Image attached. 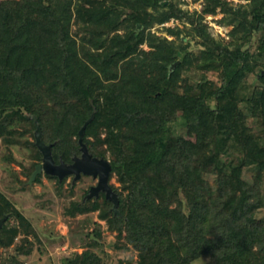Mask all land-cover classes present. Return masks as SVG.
<instances>
[{
	"label": "trees",
	"instance_id": "1",
	"mask_svg": "<svg viewBox=\"0 0 264 264\" xmlns=\"http://www.w3.org/2000/svg\"><path fill=\"white\" fill-rule=\"evenodd\" d=\"M227 4L209 0L203 11L228 13L236 40L260 32L256 52L222 43L201 23L191 31L203 45L196 55L182 41L137 30L178 15L162 0H0V137L14 143L16 133H31L27 144L40 159L34 114L55 161L69 162L94 110L82 140L93 155H108L119 182L110 183L119 212L103 194L72 200L65 212L97 209L124 240L115 247L131 245L136 256L104 263L84 249L67 264H264V232L249 227L264 206V0L244 9ZM145 41L148 50L140 48ZM190 66L202 71L198 84L184 74ZM207 70L218 80L205 79ZM255 70L259 82L248 85ZM178 119L193 138L176 133ZM244 167L254 170L251 180ZM4 214L0 228L23 218L0 192ZM9 258L0 264L16 262Z\"/></svg>",
	"mask_w": 264,
	"mask_h": 264
},
{
	"label": "rangeland",
	"instance_id": "2",
	"mask_svg": "<svg viewBox=\"0 0 264 264\" xmlns=\"http://www.w3.org/2000/svg\"><path fill=\"white\" fill-rule=\"evenodd\" d=\"M228 6L241 9L248 8L250 0H224ZM173 3L178 15L170 16L162 22L154 21L147 27H141L145 34L165 36L173 40L175 44L182 41L192 54H199L203 48L201 38L191 31L196 23H201L213 38L228 43L231 47L234 42L242 45L251 52L257 51L260 32H253L245 39L237 40L230 34L233 24L229 21V15L224 10L217 8L215 12H204L203 8L209 0H162L163 4ZM151 11L153 9L150 8ZM178 10L181 12L179 13ZM240 16L245 17L244 12ZM192 19V20H191ZM76 25H73V29ZM168 27L181 29L180 36L168 32ZM190 31L191 33H187ZM140 48L150 49L147 42H142ZM264 58L260 60L263 61ZM261 64L256 68L259 69ZM256 70L246 76L248 85L259 82ZM202 71L190 66L184 74L189 76L191 83H196ZM206 78L218 80V71L207 70ZM198 84V82H197ZM199 86V85H198ZM248 123L256 128L252 117ZM175 131L187 138H193L188 123H181L180 119L175 122ZM14 143H5L0 137V192H2L20 211L23 218H19L11 226L0 228L1 236L12 237L11 242H0V260H6L11 255L16 258L9 264H67V256L84 249H90L102 257L104 263H115L119 258L136 256V251L131 245L127 248H117V243L123 242V238L116 236V230H111L104 218L98 216V210H92L74 215L65 212L66 207L72 200L85 201L87 186L93 183V178L82 176L71 183L72 177L66 176L58 180L55 176L39 173V179L28 183L26 168L32 162L39 163L32 155L33 150L27 144L33 139L29 132L16 133ZM108 155H107V157ZM255 172L252 167H244L242 176L251 180ZM202 181H212V175L205 174ZM109 183L119 186L115 176L109 177ZM111 207V206H110ZM251 230L258 233L264 232V206L256 209L250 225ZM93 230L99 232L96 237L97 243L91 242L94 237ZM10 259V258H9Z\"/></svg>",
	"mask_w": 264,
	"mask_h": 264
},
{
	"label": "water",
	"instance_id": "3",
	"mask_svg": "<svg viewBox=\"0 0 264 264\" xmlns=\"http://www.w3.org/2000/svg\"><path fill=\"white\" fill-rule=\"evenodd\" d=\"M141 27V24H137V30ZM179 61L176 59L171 63L170 68L172 69L175 64ZM94 115V110L91 112L90 116L83 122L81 127L79 128V150L80 154H74L71 158V161L66 162L63 159H59L58 162L55 161L51 145L52 142H44L41 137V126L37 120V117L32 114L35 128L33 129L34 141L41 152V161L37 163L32 170V172L28 176V183H31L35 176L44 172L46 174L54 175L58 177V180H62L66 175L73 174L71 183L75 180L79 179L82 174L91 175L93 178H96L97 181L95 184L89 186L87 193L84 195V198H91L92 196H97L98 191L102 190L105 192V197L108 198L111 202V209L114 213L119 212L118 209V197L116 192L112 189L109 183L111 164L108 158L103 156L93 155L86 145V143L82 140V135L84 133V128L86 124L91 120ZM7 217V214H4L0 217V227ZM0 236V240H1Z\"/></svg>",
	"mask_w": 264,
	"mask_h": 264
},
{
	"label": "flooded vegetation",
	"instance_id": "4",
	"mask_svg": "<svg viewBox=\"0 0 264 264\" xmlns=\"http://www.w3.org/2000/svg\"><path fill=\"white\" fill-rule=\"evenodd\" d=\"M80 154V152L78 153V155ZM88 176V175H86V174H82V176ZM66 176H71V177H73V174H69V175H66ZM65 176V177H66ZM91 178H93L91 175H89ZM57 177V176H56ZM58 178V177H57ZM93 180H95V181H93L94 182V184L96 183V181H97V179L96 178H93ZM93 183H89V185L87 186V190L86 191H88V188H89V186L90 185H92ZM101 194H103L104 196H105V192L104 191H102V190H99L98 191V195L96 196V197H99ZM95 197V196H94Z\"/></svg>",
	"mask_w": 264,
	"mask_h": 264
}]
</instances>
